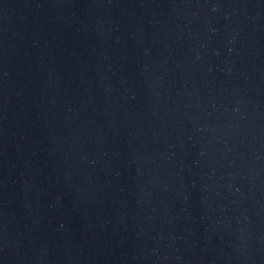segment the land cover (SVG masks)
Instances as JSON below:
<instances>
[{"label": "water", "instance_id": "95a60500", "mask_svg": "<svg viewBox=\"0 0 264 264\" xmlns=\"http://www.w3.org/2000/svg\"><path fill=\"white\" fill-rule=\"evenodd\" d=\"M0 264H264V0H0Z\"/></svg>", "mask_w": 264, "mask_h": 264}]
</instances>
